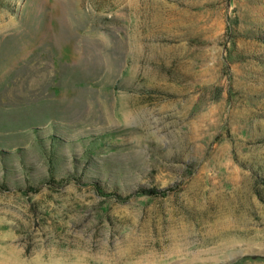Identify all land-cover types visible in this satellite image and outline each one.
Returning <instances> with one entry per match:
<instances>
[{
    "label": "rangeland",
    "instance_id": "obj_1",
    "mask_svg": "<svg viewBox=\"0 0 264 264\" xmlns=\"http://www.w3.org/2000/svg\"><path fill=\"white\" fill-rule=\"evenodd\" d=\"M0 264H264V0H0Z\"/></svg>",
    "mask_w": 264,
    "mask_h": 264
},
{
    "label": "trees",
    "instance_id": "obj_2",
    "mask_svg": "<svg viewBox=\"0 0 264 264\" xmlns=\"http://www.w3.org/2000/svg\"><path fill=\"white\" fill-rule=\"evenodd\" d=\"M94 187H96L97 189L101 190L103 194H107V195H112L115 198H117L118 200H126L131 194H123L121 192H117L114 190L111 191H106L107 189L105 188V186L103 187L102 184H100L99 182L95 181L94 183ZM167 190V188H163V189H157V188H145V187H140L137 190H135L133 193H164Z\"/></svg>",
    "mask_w": 264,
    "mask_h": 264
}]
</instances>
